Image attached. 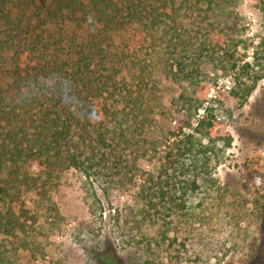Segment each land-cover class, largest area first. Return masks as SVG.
<instances>
[{
    "label": "trees",
    "instance_id": "16d2710c",
    "mask_svg": "<svg viewBox=\"0 0 264 264\" xmlns=\"http://www.w3.org/2000/svg\"><path fill=\"white\" fill-rule=\"evenodd\" d=\"M220 1L0 0V235L26 231L30 212L24 193L46 192L64 169L95 177L111 203L108 186L115 184L114 177L120 175L122 185L133 187L137 161L149 157H159V166L143 172L142 202L155 209L153 217H185L188 192L210 173L207 153L213 150L198 146L194 137H222L229 146L232 136L217 121L231 113L216 100L205 106L199 91H188L182 118L162 128L147 106L144 86L152 76L146 69L159 48L165 61L160 78L180 74L196 83L198 68L184 61V53L190 50L198 58L203 44L198 45L188 23L200 25L198 14H215ZM169 56L177 58L178 72L167 64ZM262 77L255 76L250 87L235 85L231 96L239 88L246 102ZM199 109L205 113L193 126ZM158 126L161 135L154 131ZM187 127L194 134L184 133ZM175 190L182 192L171 196ZM166 241L170 248L179 242L177 235L171 240L163 235ZM180 243L186 246L185 240ZM157 257L150 264H167ZM173 257L182 263V255ZM7 259L0 246V264Z\"/></svg>",
    "mask_w": 264,
    "mask_h": 264
},
{
    "label": "rangeland",
    "instance_id": "374dc122",
    "mask_svg": "<svg viewBox=\"0 0 264 264\" xmlns=\"http://www.w3.org/2000/svg\"><path fill=\"white\" fill-rule=\"evenodd\" d=\"M219 4L215 14L209 10L198 14L200 25L188 23L198 45L203 44L198 58L190 50L184 53V61L198 68L196 83L180 74L160 78L165 61L159 48L146 69L152 76V83L144 86V92L149 89L147 106L162 128L182 118V98L188 91H199L205 106L216 100L215 105L221 103L231 113L219 115L217 121L232 136L229 146L222 137L214 141L201 133L194 137L198 146L213 150L207 153L210 173L199 178L198 189L188 192L185 217L172 221L153 217L155 209L142 202L143 172L155 170L159 157L137 161L133 187L122 185L120 175L114 177L115 184L108 186L111 203L95 177L66 168L46 192L24 193L30 212L26 231L0 235L6 264H150L158 254L167 264H178L173 256L181 255V264H264V0ZM207 7L205 2L203 8ZM177 61L171 56L167 63L175 72ZM257 75L263 77L246 102L239 88L238 95L231 96L235 85L250 87ZM204 113L198 110L193 126ZM160 129H154L156 134L161 135ZM183 132L194 134L188 127ZM175 192L171 196L182 190ZM159 202L154 198L153 204L162 209ZM163 235L168 240L177 235L179 242L170 248Z\"/></svg>",
    "mask_w": 264,
    "mask_h": 264
},
{
    "label": "clouds",
    "instance_id": "9594fccd",
    "mask_svg": "<svg viewBox=\"0 0 264 264\" xmlns=\"http://www.w3.org/2000/svg\"><path fill=\"white\" fill-rule=\"evenodd\" d=\"M87 20H88V23L90 25H93L92 28H91V31L95 32L96 31V28H95V23H94L93 17L92 16H89V17H87ZM68 103H70V104L72 103L71 98L68 99Z\"/></svg>",
    "mask_w": 264,
    "mask_h": 264
}]
</instances>
